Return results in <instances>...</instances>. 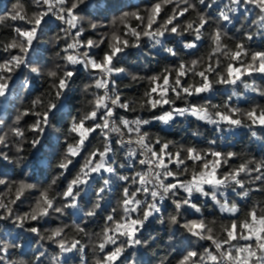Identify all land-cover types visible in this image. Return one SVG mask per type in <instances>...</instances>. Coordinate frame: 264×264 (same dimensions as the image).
<instances>
[{"label":"clouds","instance_id":"1","mask_svg":"<svg viewBox=\"0 0 264 264\" xmlns=\"http://www.w3.org/2000/svg\"><path fill=\"white\" fill-rule=\"evenodd\" d=\"M163 3L172 5L174 14L179 10L187 13L173 25L178 29L175 33L161 19L152 33L146 34L150 4H145L144 0H52V8L39 5V0H30L25 16L28 28L36 32L30 47L18 34L20 25L15 22L20 18L9 19L24 5L20 0L0 3V31L8 30L0 35V43L15 40L16 49L8 48L6 54L14 52L18 57V63H12L10 74H0V84L5 85L0 89V176H16V179H6L12 189L21 182L30 186L25 188L20 204L29 197L33 201L27 211L19 210L13 190V202L0 212V264H112L105 259L109 250L118 252L116 264H182L185 257L189 258V264H202L200 257L207 259L209 252L218 256L219 264H235L237 254L234 252L229 262L207 239L208 231L203 237L195 236L185 227L195 215V219L206 222L216 241H221L224 225L231 223L227 213L221 211L210 195L199 193H193L196 200H190L195 207L185 210L186 193L182 195L179 189L165 192L150 182L151 173L140 162L147 149L141 150L139 144L127 142L129 135L124 121L133 127L143 126L146 131L140 135L145 136L149 144L154 140L166 141L185 153L189 146L205 152L235 148L240 137H247L248 144L260 153V158L234 152L248 163H261L264 132L252 135V130L245 126L198 120L191 115L192 97L183 93L171 99L188 101L182 107L189 110L183 114L173 113L167 120H161L160 114H154L143 101L154 75L162 76L165 70L174 73L180 65L186 66L185 78L189 85L200 84L201 78L196 73L207 70L211 57L210 87L196 98L197 106L208 108L210 112L236 108L241 114L250 106H259L250 94L264 93V83L252 78L248 80V88L240 82L238 87L220 83L219 75L231 62L230 53L235 45L244 44L249 53L264 46V3L260 0H207V4L205 0H163ZM69 8L75 16L72 22L75 27L61 18V9L66 14ZM42 11H47L49 17L36 26L35 20ZM137 15L141 20L136 19ZM202 20L207 22V27L197 34L193 26ZM127 25L137 28L138 39ZM161 31L164 35L159 34ZM77 33L93 41L91 51L98 57L103 55L101 47L104 51L111 50L115 35L121 42L128 39L129 43L127 46L121 43L122 51L113 56L110 69L97 72L79 48L76 52L83 63L67 59L69 51L66 50L77 40ZM217 33L221 40L219 47L224 51L213 55ZM84 51L89 49L85 47ZM217 58L221 63L220 71H216ZM61 81H64L63 87ZM98 81L104 86L97 87ZM120 101L129 107H121ZM237 103L249 106L240 107ZM173 107V104L168 105V108ZM118 108L125 114L117 112ZM133 121L139 124L133 125ZM81 122L95 131L86 137L79 136L73 128ZM37 128L39 131L34 130ZM137 138L134 132L131 139ZM69 145L76 150L75 155L69 152ZM228 151L233 150L225 152ZM133 152H137L139 158ZM156 163L152 165L153 171H163ZM191 170L190 167L188 171ZM140 175H145L149 181L147 192L139 181ZM249 180L253 181L250 189L256 191L259 187H256L255 175L242 183L248 184ZM69 188L72 193L66 196ZM223 191L226 195L219 199L238 201L237 208H243V204L252 206L231 184ZM153 192L157 193L155 197ZM41 193L47 194L51 207L47 215H40L33 224L31 206L40 200ZM133 193L134 205L126 206L124 201ZM0 195L7 199L8 189ZM256 200L253 196V204ZM40 204L48 207L42 200ZM117 216L140 221L133 238L125 234L112 235L109 239L105 230L112 224L108 218ZM53 220L58 223L53 225ZM57 231L61 235L54 237ZM242 244L237 241L234 245H225L224 252L230 246L235 249ZM251 251L255 253L250 258L251 264H264V250L253 245ZM192 252L197 253V258H191Z\"/></svg>","mask_w":264,"mask_h":264},{"label":"snow or ice","instance_id":"2","mask_svg":"<svg viewBox=\"0 0 264 264\" xmlns=\"http://www.w3.org/2000/svg\"><path fill=\"white\" fill-rule=\"evenodd\" d=\"M261 3H264V0H260ZM22 8L16 12V16H9V19L20 18L22 22L20 27L17 29L19 36L23 41H26L30 47L33 43L35 37V29L28 28V23L26 20L25 13L27 8L24 3ZM207 4V0H205ZM39 5H45L47 8H52V0H39ZM213 7H216L214 4ZM172 5L163 3V0H152L150 3V18L149 22L146 24V34H151L153 27L156 25V22L164 19L166 26L171 28L172 32L175 33L178 31L174 24H178L182 18L184 19L187 13L183 10H179L178 13L174 14L171 11ZM55 10V9H53ZM61 18L67 20V22L72 25L75 16L71 8L68 9L67 13H63L61 9ZM49 17L47 11H42L39 19L35 20V25L39 26ZM68 17H71L69 19ZM136 19L139 21L141 17L137 15ZM227 20V17H225ZM75 27V25H72ZM127 27L132 31L134 37L139 38V32L137 28L132 25H127ZM207 22L201 21L199 25L193 26L194 31L198 34L201 28H206ZM28 29V30H24ZM164 35V31L159 33ZM77 35V40L73 41L72 44L68 46L66 51H69L67 59L70 62H81L83 59L76 52V49L79 48V52L83 53L84 56L88 57V63L91 64V67L94 71L105 72L110 69L113 63V56L119 54L122 51L120 47L121 43L124 46H127L129 41L124 39L122 42L118 35L114 36V43L111 46L110 51H104L101 47L100 51L103 52L102 57L96 56L93 49V41L89 39L86 35ZM215 45L217 48L213 52V55H216L217 52H223L224 49L219 47L221 40L219 33L216 34ZM85 47L89 51L85 52ZM16 49L15 40L5 41L0 43V74L11 73L12 72V63H18V57L13 52L12 54H6L7 49ZM250 57V58H249ZM99 60V62H95ZM230 60L224 69L220 72L219 82L220 83H230L237 84L243 83L245 88L249 87L248 78L253 77L254 79H260L264 81V50H256L249 53L245 49L244 44H237L234 47V50L230 53ZM185 65H180L176 71L170 72L165 70L164 74L161 76L159 74L154 75L151 79V87L147 89V98L143 101L149 105L153 110L154 114L159 113L161 120H167L171 118L173 113L183 114L189 109L186 107H181L177 104L176 101L171 99V97L179 96L183 93L187 97H192L190 101L191 115L195 116L198 120H204L207 123H219L230 125L233 127L245 126L252 130V135H256L258 132H264V103H259V106L248 107L243 111H239L236 108H226L221 111L210 112L208 108H199L197 106V97L202 96V94L210 87V76L209 73L213 72V61L210 57L207 64L206 71H199L196 73L201 78L200 84L189 85L186 79L188 72H186ZM192 67H195V62ZM221 63L220 60L216 59V71H220ZM72 73H68L71 75ZM225 74L227 80L225 79ZM64 81H61V87H63ZM99 81L97 82V87H103ZM5 85L0 84V89L4 88ZM264 100V93H260L259 96ZM119 100V98H117ZM182 104L188 103V101H180ZM121 107H129L128 104H125L123 101H120ZM173 104V108H168V106ZM117 112L120 109H116ZM111 114V112H109ZM92 116L95 117L96 113L93 112ZM125 126L128 129L129 140L128 143H137L141 146V150L147 149V153L140 162L147 169V172L151 173L149 178L150 182L155 183L156 187L163 188L165 192L169 190H181V194H187L188 199H185L184 204L187 205L185 210L195 207L194 204L190 203V200H196V197L193 193H199L205 196H211L213 200H216V203L220 206L221 211L227 213V218L231 221L229 225H224L223 232L224 238L221 241H216L214 236L211 234V230L207 228L206 222L193 219L185 227L195 236L203 237L205 231H208L207 239L212 242L215 246V249H218L223 253L229 262H232L234 252L237 254L235 259V264H251V257L255 255L251 251L253 245H255L259 250H264V208L261 205H264V199H257L254 204L252 202V197L255 195L254 191L250 189V185L253 181L249 180L248 184L242 183L244 179L249 176L255 175L256 181L259 182V188L256 190L262 196H264V160L259 164H251L246 162L241 154L234 151H221V150H209V151H198L196 148L189 146L187 152L185 153L182 148H173L168 142H161L159 140H154L149 144L147 138L143 135H140L142 131H146L143 126L133 127L129 125L128 121H124ZM133 125H138V121H133ZM39 131V129H34ZM73 131L81 137H86L89 132H94L95 129H89L83 122L78 125H75ZM137 134V139L133 141L131 139L133 133ZM69 152L73 155L76 154V150L69 145ZM133 155L138 157L137 152H133ZM102 155V154H101ZM186 155V160L184 159ZM95 158V156H94ZM139 158V157H138ZM145 160L147 163H145ZM239 160V163L236 161ZM158 162V163H156ZM156 163V167L162 169L161 172L153 171L152 165ZM63 167V166H62ZM191 167V172L188 169ZM183 172V175H180V172ZM139 181L142 185H145V192H147V182L145 175L139 176ZM231 184L232 188H238V190L243 193V198L249 200L252 206L237 208L236 204L233 203L231 198L219 199L218 197L225 196L223 189L228 188ZM166 185V187H165ZM30 187L21 182L20 185L16 186L15 189L9 187L8 181L0 176V193H3L7 188L9 191V196L7 199L3 195H0V212L5 211L6 205L13 202L11 193L15 190V201L22 202V194L25 188ZM245 188H249V191H245ZM231 191V189H229ZM72 193V188H69L65 193L66 196H70ZM127 195V193H126ZM156 192L152 193V196L155 197ZM40 200L47 204L48 207H43L40 204ZM40 200H37L35 204L31 206L32 216L31 219L33 222H38L40 215H47L48 210L51 207V201L48 199L46 193H41ZM135 193L133 196L126 199L124 204L134 205ZM139 201H135V204H138ZM198 203V200H197ZM135 211V207L132 209ZM9 215H11V209L8 210ZM109 222L112 224L110 229L105 231L109 233V239L112 235H125L127 234L130 238H133L136 233V228L140 224V221L135 218H121L109 217ZM37 229L33 228V231ZM60 232H54V237H59ZM237 241H242L243 244L237 246L233 249L231 246L228 248L227 252H224V246L230 244H236ZM63 247V242L60 244ZM77 244H73V247H76ZM103 248L104 245L101 244ZM247 255L248 258H245ZM191 258H197V253L192 252L190 254ZM118 258V252L109 250L107 261L116 264ZM202 264H219V258L214 252H209L207 259L200 257ZM182 264H189V258L185 257L182 261Z\"/></svg>","mask_w":264,"mask_h":264},{"label":"trees","instance_id":"3","mask_svg":"<svg viewBox=\"0 0 264 264\" xmlns=\"http://www.w3.org/2000/svg\"><path fill=\"white\" fill-rule=\"evenodd\" d=\"M21 2L25 4L26 8H28V5H29V3H30V0H21ZM151 2H152V0H144V3H145V4H150ZM223 2H226V0H223ZM0 3H3V0H0ZM5 11H6V9H5ZM182 19H183V18H182ZM15 23H16L17 25H20L22 22H21V21H17V22H15ZM7 31H8V30L0 31V35H2V34H6ZM257 50H264V46H262V47H258ZM252 78H253V77H249L248 80L250 81ZM185 79H186V78H185ZM257 80L260 81V82H262V83H264V81H262V80H260V79H257ZM140 87L142 88L143 86L141 85ZM242 90H243V89H242V86H241V91H242ZM126 91H127V90H126ZM250 95H252V96L254 97V99H255L256 102H258V103H264V100H262V99L258 96V94H250ZM240 99H243V97H241ZM233 101L236 102V101H237V98L234 97V98H233ZM177 104H178L179 106H181V107L183 106V104H182L180 101H178ZM237 106L247 108V107L249 106V104H248V103H237ZM165 107H168V106H165ZM121 114H125V113L121 112ZM157 114H158V113H157ZM193 119H194V118H193ZM217 142H218V143H221L220 141H217ZM227 150H233V151H237V152H243V153H246V154L254 155V156H256L257 158H260V153H257V152L255 151L254 146L248 144L247 137H240V138H239V141L237 142V145H236L235 148H231V147H229V148H227V149H221V151H227ZM236 163H239V160H237ZM4 178H5V179H16V176H9V177H4ZM256 187H257V188L259 187V182H257ZM254 193H255L254 196L256 197V199H261L262 197H264V196H262L258 191H254ZM33 195H35V193H34ZM22 199H23V198H22ZM32 202H33V201H32V198H31V197H29V199H28L24 204H20V203L18 202L19 210H21V211H27V210H28V204H29V203H32ZM249 203H250V202H249ZM243 207H245V208L248 207V204H243ZM205 215H208V213L206 212ZM191 218L195 219V218H197V217H196L195 215H193ZM209 218H214V217H211V216H210ZM221 218H223V217H221ZM35 223H36V222H33V224H35ZM51 223H52L53 225H55V224L58 223V221L53 220V221H51ZM41 226H43V225H41Z\"/></svg>","mask_w":264,"mask_h":264},{"label":"built area","instance_id":"4","mask_svg":"<svg viewBox=\"0 0 264 264\" xmlns=\"http://www.w3.org/2000/svg\"><path fill=\"white\" fill-rule=\"evenodd\" d=\"M120 112H123V110H120Z\"/></svg>","mask_w":264,"mask_h":264},{"label":"rangeland","instance_id":"5","mask_svg":"<svg viewBox=\"0 0 264 264\" xmlns=\"http://www.w3.org/2000/svg\"><path fill=\"white\" fill-rule=\"evenodd\" d=\"M226 215V214H225Z\"/></svg>","mask_w":264,"mask_h":264}]
</instances>
